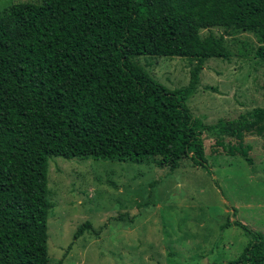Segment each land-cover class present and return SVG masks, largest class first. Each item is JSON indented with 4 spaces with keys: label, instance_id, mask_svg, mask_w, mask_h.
I'll return each instance as SVG.
<instances>
[{
    "label": "trees",
    "instance_id": "16d2710c",
    "mask_svg": "<svg viewBox=\"0 0 264 264\" xmlns=\"http://www.w3.org/2000/svg\"><path fill=\"white\" fill-rule=\"evenodd\" d=\"M222 27L254 32L264 61V0H40L0 11V264H48L46 162L52 155L159 156L206 166L201 133L264 136V108L207 125L186 99L203 62L227 60ZM179 56L193 65L167 89L136 61ZM216 128V129H214ZM236 143L224 146L228 152ZM235 264H264L259 233ZM54 264H60L56 262Z\"/></svg>",
    "mask_w": 264,
    "mask_h": 264
},
{
    "label": "rangeland",
    "instance_id": "374dc122",
    "mask_svg": "<svg viewBox=\"0 0 264 264\" xmlns=\"http://www.w3.org/2000/svg\"><path fill=\"white\" fill-rule=\"evenodd\" d=\"M24 1L40 2L0 0V11ZM199 34H222L228 58L203 62L185 101L191 114L212 125L264 108V61L252 55L256 34L218 26ZM135 61L167 89L184 86L193 65L179 56ZM214 132L201 133L207 167L188 157L171 168L150 155L49 156L48 264H229L253 240L232 219L259 233L264 249V136L251 130L237 140ZM236 143L247 151L225 150Z\"/></svg>",
    "mask_w": 264,
    "mask_h": 264
}]
</instances>
